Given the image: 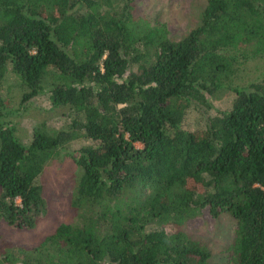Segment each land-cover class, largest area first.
I'll use <instances>...</instances> for the list:
<instances>
[{"label":"trees","instance_id":"1","mask_svg":"<svg viewBox=\"0 0 264 264\" xmlns=\"http://www.w3.org/2000/svg\"><path fill=\"white\" fill-rule=\"evenodd\" d=\"M138 14L136 0H0V89L11 76L23 102L46 92L70 118L27 143L0 123V219L36 225L60 150L82 169L76 221L33 247L0 246V264H217L179 228L203 209L235 219L233 264H264V73L232 76L240 57L264 58V0H205L180 37ZM227 91L228 108L187 125Z\"/></svg>","mask_w":264,"mask_h":264},{"label":"rangeland","instance_id":"2","mask_svg":"<svg viewBox=\"0 0 264 264\" xmlns=\"http://www.w3.org/2000/svg\"><path fill=\"white\" fill-rule=\"evenodd\" d=\"M140 14L147 21L160 19L168 24L173 37H180L201 21L205 0H136ZM246 47H238L233 53H244ZM264 73V58H239L234 62L232 71L236 85H246ZM227 78L226 76L224 77ZM9 85V87H8ZM25 89L13 77H7L4 88L0 89V123L12 122L16 126V136L27 143L33 137L34 127L46 124L52 132L67 129L70 124L68 107H54L46 92L23 102ZM5 95L4 104L1 98ZM234 98L233 93L224 92L214 101V108L190 109L187 125L193 129L204 126L206 117L215 114L217 109H226ZM85 144L83 138H77L67 144V149L80 148ZM82 169L66 151L50 159L44 168L41 181L44 185L46 209L33 228H18L0 219V246L11 244L19 247H33L53 234L61 223H73L77 211L71 206L74 188L79 184ZM235 219L226 212L214 217L208 209L187 220L180 229L196 237L211 252V262L233 264L229 259V244L234 237ZM173 231V226L167 227Z\"/></svg>","mask_w":264,"mask_h":264}]
</instances>
